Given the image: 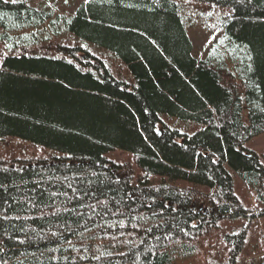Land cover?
Here are the masks:
<instances>
[{"label":"trees","instance_id":"1","mask_svg":"<svg viewBox=\"0 0 264 264\" xmlns=\"http://www.w3.org/2000/svg\"><path fill=\"white\" fill-rule=\"evenodd\" d=\"M195 1L224 10L204 57L177 0H86L73 15L0 0V41L20 50L0 63V139L62 153L0 161V264H167L172 244L254 215L233 171L264 203V154L245 146L264 133V0ZM45 26L111 51L127 76L81 45L34 50ZM245 237L225 235L226 264Z\"/></svg>","mask_w":264,"mask_h":264},{"label":"rangeland","instance_id":"2","mask_svg":"<svg viewBox=\"0 0 264 264\" xmlns=\"http://www.w3.org/2000/svg\"><path fill=\"white\" fill-rule=\"evenodd\" d=\"M19 1V0H18ZM28 4L42 10H52L55 13L73 15L77 7L86 0H24ZM181 4L182 17L186 22L187 32L193 42V52L198 57H204L215 45H219L222 31L219 28V17L224 10L214 7L207 2L177 0ZM211 12V15L208 13ZM48 26V25H46ZM38 31V42L32 46L36 51L54 53L57 43L81 45L93 54L101 57L113 70L114 74L126 75V66L114 54L102 47L84 42L66 30L60 34H53L50 27ZM30 48V47H28ZM27 48V49H28ZM0 41V63L5 55L19 53ZM127 76V75H126ZM165 124L177 128L182 132L193 133L203 127L202 124L181 120L167 114L161 115ZM246 148L254 151L260 157L264 154V133H261L245 144ZM61 152L48 147L31 143L17 137L0 139V161L12 162L24 160L32 162L37 159L58 156ZM110 160L120 163H132L136 175L143 171L134 162V155L130 151L114 149L106 153ZM234 190L241 204L254 215L238 218H222L218 226L210 228L203 235L191 240L176 242L167 251L172 257L167 264H226L230 254V243L225 239L226 234L245 230L246 237L241 252L237 256L236 264H261L264 261V215L259 212L264 208L253 190L247 186L233 171Z\"/></svg>","mask_w":264,"mask_h":264},{"label":"snow or ice","instance_id":"3","mask_svg":"<svg viewBox=\"0 0 264 264\" xmlns=\"http://www.w3.org/2000/svg\"><path fill=\"white\" fill-rule=\"evenodd\" d=\"M9 2L15 4V3L18 2V0H3V3H4V4H8ZM108 2H112V0H108ZM187 2H189V0H185V3H187ZM237 2H238V3H239V2H243V0H237ZM65 3H68V0H65ZM213 6H218V4H217V5H213ZM231 11H232V10H228V11H226L225 15H230V14H231ZM211 14H212L211 12L208 13V15H211ZM250 67H251V66H250ZM0 187H3V185H0ZM0 250H2V249H0Z\"/></svg>","mask_w":264,"mask_h":264}]
</instances>
